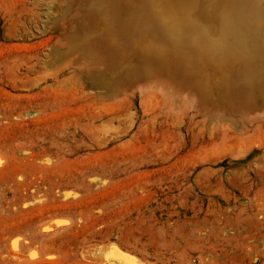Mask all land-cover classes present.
Masks as SVG:
<instances>
[{"label": "rangeland", "instance_id": "374dc122", "mask_svg": "<svg viewBox=\"0 0 264 264\" xmlns=\"http://www.w3.org/2000/svg\"><path fill=\"white\" fill-rule=\"evenodd\" d=\"M55 1L0 0V264H100L87 247L108 242L143 264H264V98L211 126L195 93L185 111L160 86L85 89L59 22L44 24ZM230 37L222 50L246 60L248 36Z\"/></svg>", "mask_w": 264, "mask_h": 264}, {"label": "bare ground", "instance_id": "6f19581e", "mask_svg": "<svg viewBox=\"0 0 264 264\" xmlns=\"http://www.w3.org/2000/svg\"><path fill=\"white\" fill-rule=\"evenodd\" d=\"M55 2L57 8L56 3H48L46 21L43 23L46 25L51 15L59 22L57 29L61 38L58 39L60 42H57V45L64 48L65 55L68 53L74 56L75 61L78 60L76 71L80 72L77 75H81L85 89L95 90L102 96L103 94L107 96V93L112 91L127 96L130 92L127 94L123 92L130 81L140 83L139 86L136 85L138 88L150 85L151 89L147 86L148 90L153 92L155 89L152 86H160L164 88L165 93L173 91L171 92L174 93L173 100L177 102L179 108L181 104L188 107L187 104L193 101H189L190 95L195 93L200 106L197 112L202 116L200 124L203 125L207 120L211 126L215 122L217 125L222 120L226 110L230 113L237 105L254 104L264 98V9L250 10V7L240 6L237 0L231 3L225 0H56ZM146 11L152 18L142 15ZM213 12L216 13L215 16ZM251 13L254 18L249 20L247 15ZM232 20L239 25L237 31L231 29V26L235 25L230 22ZM193 22L203 25V29L200 30ZM224 22L228 24V28H222ZM188 29H192L193 32L189 33ZM234 34L240 38L248 36L247 39L241 40L242 43H250L247 46L248 50L243 53L246 60L233 59L237 56L236 53L228 55L222 50L229 43L230 36ZM207 36L214 40L210 42ZM256 40L257 44L254 42ZM242 43L237 40L233 45L239 50ZM197 44L202 47H196ZM210 45L212 48L208 47ZM256 48L260 49V53L255 52ZM63 54L61 55L64 56ZM61 57L59 60L62 59ZM61 66L64 67V63ZM164 95L160 96L164 97ZM123 96L118 99L122 100ZM124 98L126 102L129 101L128 98ZM170 98H165L168 100L164 99L165 103L169 102ZM193 102L192 105L189 103L192 107L195 104ZM175 105L171 104L170 109ZM186 107L184 106L185 111ZM181 109L178 110L182 111ZM189 109L191 110L190 107ZM262 112L264 113V110ZM253 114L249 115L253 116ZM240 116L244 117L242 114ZM189 124H194L193 118L189 119ZM216 125L214 127H217ZM234 125L237 126V123ZM225 129L226 126L225 128L223 126L217 135H228ZM238 129L243 133L242 126ZM214 130L212 129V132ZM239 133L238 135L241 136L242 134ZM201 134L203 132L194 135L196 141L197 137L202 136ZM11 247L10 255L17 260H28L35 256L33 253L21 256L15 252V247ZM89 247H87L89 251L95 255L87 258L94 263L143 264L134 254L121 251L122 248L120 249L116 243L108 242Z\"/></svg>", "mask_w": 264, "mask_h": 264}]
</instances>
